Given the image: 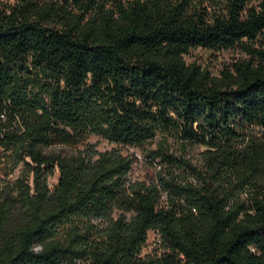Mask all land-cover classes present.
<instances>
[{
    "label": "trees",
    "instance_id": "trees-1",
    "mask_svg": "<svg viewBox=\"0 0 264 264\" xmlns=\"http://www.w3.org/2000/svg\"><path fill=\"white\" fill-rule=\"evenodd\" d=\"M129 147L193 179L134 181ZM0 155V264H264V0H0Z\"/></svg>",
    "mask_w": 264,
    "mask_h": 264
},
{
    "label": "rangeland",
    "instance_id": "rangeland-1",
    "mask_svg": "<svg viewBox=\"0 0 264 264\" xmlns=\"http://www.w3.org/2000/svg\"><path fill=\"white\" fill-rule=\"evenodd\" d=\"M6 2H13L15 0H3ZM187 62H196L200 64L203 68H208L214 75H220L221 71L226 67L233 66L234 63L242 60H247L248 55L240 48H232L228 50H214V49H203L197 48L192 49L188 54L185 55ZM257 137H263V133L259 130L256 131ZM161 136H158L156 141L148 146L151 149H160ZM88 143L95 144L100 151L110 150L115 145L111 144L109 141L103 139L100 136L90 134L86 137L84 142H81L78 145H58L55 144L47 150H52L56 152H61L63 154H74L78 149H83L84 146ZM166 149L170 154H173L177 157L184 158L191 162L194 165L202 166V151L206 147L202 145H192L177 140L176 138H169ZM124 152L134 158V164L131 171V178L135 181H146L158 182L160 175H167L168 171L174 170L177 175L181 178L188 177L193 179L191 175L188 174L183 168H173L167 163L162 162L158 159H151L148 156V152L143 149L129 147L124 150ZM1 156V155H0ZM3 176V174H1ZM59 171L56 170L55 174L49 178V184L53 187L58 181ZM18 173L12 175V178H16ZM247 193H243L242 197L245 198ZM166 193H163V199L166 200ZM97 223V222H96ZM106 224H101V227H104ZM158 238L155 233H150L148 246L144 250L145 253L154 254V253H163L164 249L161 247V244L157 241Z\"/></svg>",
    "mask_w": 264,
    "mask_h": 264
}]
</instances>
